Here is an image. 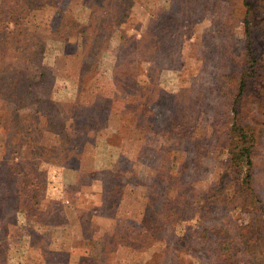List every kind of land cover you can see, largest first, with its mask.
<instances>
[{"label": "rangeland", "instance_id": "rangeland-1", "mask_svg": "<svg viewBox=\"0 0 264 264\" xmlns=\"http://www.w3.org/2000/svg\"><path fill=\"white\" fill-rule=\"evenodd\" d=\"M247 7L264 14L262 0H0V264L104 252L105 264L228 263L222 253L236 244L222 245L223 230L247 235L239 228L264 205V89L243 117L259 203L239 190L227 141L237 89L226 92L224 77L247 61ZM254 26L264 63V19ZM170 126L185 133L179 144ZM217 182L228 199L199 223L203 191ZM146 199L170 224L165 209L183 211L168 245L131 234L121 237L129 247L105 251L116 222L138 223ZM183 228L207 239L171 247Z\"/></svg>", "mask_w": 264, "mask_h": 264}, {"label": "trees", "instance_id": "trees-1", "mask_svg": "<svg viewBox=\"0 0 264 264\" xmlns=\"http://www.w3.org/2000/svg\"><path fill=\"white\" fill-rule=\"evenodd\" d=\"M264 1V0H262ZM180 17H183L182 10L179 13ZM254 15L251 14L250 8L247 7V13L245 17L246 21V34H247V45H246V52L248 54L247 61L245 62V67H242V70L238 69V64L236 63L229 68L228 74L225 75L224 79V88L225 91L228 92L230 95H232L236 91V97L232 100H230L229 104H231V110H232V119H231V131L228 138V145L230 147V164H231V171L232 174H236V178H239L243 174L242 178V184L239 185V190H242L243 192H246L250 198H252V201H257L258 203L261 201L259 195L254 189L253 186V177L251 173V169L253 167V148H254V141L255 137L252 132L247 131L246 127L243 126L244 124V113L249 108V105L251 103L252 96L254 97V94L258 93L256 91L263 90L264 86L262 87L261 78H264V63H263V56L262 59L258 55L257 51L259 49L257 43H255V35L254 32L256 27L254 26L255 23H258L264 19L263 16H257V19L255 20ZM246 60V59H245ZM240 74V75H239ZM224 90V89H223ZM248 91V94L246 93ZM166 131L169 134V131H176L179 138H176V144H179L180 140L185 139V133L180 128H173L172 126L166 127ZM188 140V139H187ZM230 142V143H229ZM178 147V146H177ZM164 153V148H161ZM172 152V151H171ZM175 155L179 153L178 148H175L173 151ZM179 157V156H178ZM183 161V160H182ZM179 162L176 163V167H178ZM171 167H173L171 163ZM170 167V169H171ZM182 168H185V164H181ZM152 169L147 170V181L154 186V180L152 179ZM157 172H155V175ZM151 175V177H150ZM229 174H226L225 176L221 177L220 180L223 178V182L226 181ZM219 180V181H220ZM218 181V182H219ZM216 183V186H213L209 189H206L203 191V194L201 196L202 199L206 201V205L208 207H201L200 213H199V223H201V220L208 218L209 214L214 211L211 205H222L223 201L226 198V196L231 191L229 186L226 188H223L221 190L219 189V183ZM221 181V185H222ZM261 206L259 207V211L262 210L263 214L261 216L259 215L260 219L256 220V224L250 223L246 224V226H242L239 228L240 230H246L248 233L247 235L241 234L238 236V239L231 236V231L228 229L223 230L224 237L222 245L228 240H231L233 243L236 244L232 250H229L225 256L222 253V256L224 258L228 259L227 264H264L262 263V259L264 260V256L260 257L256 251L255 248L259 244V236L258 228L261 229V232L263 233L262 224L264 225V222L262 219L264 217V205L262 206V203H260ZM158 206L151 203L148 199H146L144 203V209L142 210V217L138 220V223L130 224L128 221L131 220V218H122L121 220L117 221L114 227V231L109 234L106 238H104V249L105 251H110L112 248H127L130 246V244L126 243L121 237H128V235L135 234L133 238V242L136 243V241L143 240V236H150V238L153 241L156 242H163L164 246H167L168 244L165 241V237L168 235V233L171 230V227L178 226L179 221L183 220L184 217L181 216L183 211L176 212L172 208L171 210L165 209V212L171 211V214L169 213V218L172 217V223H168L166 219L162 216L164 214V211H157ZM135 224H137L135 226ZM258 225V226H257ZM134 228V230H132ZM255 229V230H254ZM189 230V228H183L182 229V236L180 237V240L174 244L171 245V247L181 244L182 247H187L186 242L187 240H191L193 237L191 235L186 234V231ZM205 232V234H200V236L197 238H193V242H202L206 240L208 235V230L205 229L202 230ZM202 231H198V233H203ZM145 234V235H144ZM148 234V235H147ZM250 236V237H249ZM148 237V239H150ZM145 239V238H144ZM140 242V241H139ZM242 242L245 244V249L239 248V243ZM196 244V243H195ZM191 248L196 249V246L194 244L190 245ZM224 247V246H223ZM222 247V248H223ZM228 247V244L227 246ZM221 248V249H222ZM131 249V248H130ZM165 249V248H164ZM183 249V248H182ZM217 249V247H216ZM219 251V250H218ZM112 252H115L114 250ZM262 253L264 255V251L262 250ZM106 252L102 254V260H98L95 262L93 258H87V259H78L75 262L72 261V264H105L104 257ZM259 258L258 260L254 261L255 259ZM104 262V263H103Z\"/></svg>", "mask_w": 264, "mask_h": 264}]
</instances>
